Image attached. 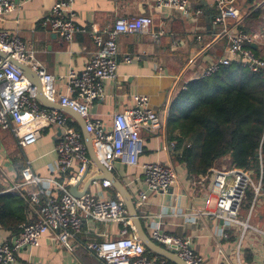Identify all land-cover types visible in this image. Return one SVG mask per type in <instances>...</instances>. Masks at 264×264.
<instances>
[{"label": "crops", "instance_id": "obj_1", "mask_svg": "<svg viewBox=\"0 0 264 264\" xmlns=\"http://www.w3.org/2000/svg\"><path fill=\"white\" fill-rule=\"evenodd\" d=\"M54 1L15 0L17 8L0 20V29L16 32L34 52L38 63L55 77L64 75L69 69L80 71L89 60L94 51L88 33L92 26L103 30L111 27L118 17L139 14L152 18L151 34L119 37L117 76L106 82L104 98L89 106L91 119L108 126L113 114L131 108L133 97L139 95L148 99L150 108L159 116L157 130L141 132L143 146L138 165L154 162L168 165L174 170L176 180L165 193L148 192L146 201L136 207L146 235L151 239L152 228L159 224L162 232L188 239L194 252L203 258V264H264V208H259L264 206V193L260 204L257 199L254 205L251 202L241 208V222L247 221L250 215L251 228L245 231L241 226H228L213 217H195L196 212L213 210L212 204H206V199L212 201L216 195L212 188L214 174L234 167L225 157L218 159L205 175L190 171L183 151L191 143L182 138L176 124H170L172 104L177 95L192 80L200 78L204 68L226 55L228 43L213 25L217 14L215 0H188L193 10L202 11L197 23H191L176 10L155 9V0H72L70 10L74 22L85 32L76 34L70 43L61 40L49 27L42 26ZM233 6L244 17L238 23H229L232 32L242 30L254 35L264 30V0H235ZM253 15L255 22L249 23ZM160 32L162 34L158 35ZM247 46L255 54L262 55L257 45ZM126 57L130 61H126ZM55 93H66L63 81L56 80ZM69 118L84 144L79 123ZM59 134L56 127L46 128L34 145L22 148L9 131L0 129V243L15 237L22 225L35 221L36 207L29 204L28 193L37 187L22 185L21 171L29 167L39 177L52 176L57 160L54 147ZM102 155V150L96 153L100 161ZM139 166H127L118 161L111 172L133 201L142 188L143 175ZM75 169L76 166L68 174L54 178L66 184ZM87 173L86 178L99 175L93 164ZM82 187L83 183L78 190ZM87 193L112 200L119 195L112 186L104 188L102 181L92 183ZM52 194L56 192L53 190ZM123 231L128 236L135 233L131 221L127 226L84 221L72 238V251L66 250L48 233L41 238L37 248H26L17 253L14 264H103L86 250V245L119 238ZM146 256L160 258L148 250Z\"/></svg>", "mask_w": 264, "mask_h": 264}, {"label": "built area", "instance_id": "obj_2", "mask_svg": "<svg viewBox=\"0 0 264 264\" xmlns=\"http://www.w3.org/2000/svg\"><path fill=\"white\" fill-rule=\"evenodd\" d=\"M72 0H55L50 12L43 19L42 26L49 27L58 37L70 43L76 34L85 32L74 22L70 5ZM235 0H215L217 14L213 25L219 35L228 43L226 55L204 68L201 78L217 73L221 68L234 63L254 73L264 71V30L260 34L249 35L242 30L232 32L229 23L242 21L244 14L234 5ZM17 8L15 0H0V20ZM155 9L179 11L191 23H197L201 10H193L188 0H155ZM152 18L144 14L131 17H118L113 25L103 30L92 26L88 31L94 46L89 60L78 71L69 69L64 75L55 77L48 74L35 59L34 52L17 36L16 32L0 29V51L7 58L0 57V129L9 131L17 144L26 148L34 145L44 129L56 127L59 136L54 151L57 155L56 167L52 176L39 177L29 167L21 171L22 185L36 186L28 193L29 204L35 209L36 219L20 227V232L7 242L0 243V264H14L15 255L26 248H37L42 237L51 233L53 240L66 250L72 251V238L79 232L84 221L96 223H120L130 225V218L123 200L118 195L115 200L103 198L93 193L80 197L70 194L69 186L75 184L92 165L81 140V135L71 125V119L64 113L45 109L35 99V88L26 79L22 70L9 59L30 67L41 82L45 97L62 107L76 112L85 123V130L91 138L95 154L103 151L102 163L112 172L115 163L136 167L142 153L143 130L155 131L160 127L159 116L150 106L145 96L135 95L133 106L114 113L110 124L92 120L89 106L104 98L107 81L117 76L118 39L124 35L151 34ZM162 33H158L161 35ZM261 48L262 55L247 45ZM126 61L130 58L126 57ZM65 84V94L55 93V82ZM76 166L75 173L66 184L59 183L54 176L68 174ZM143 179L142 188L134 199L139 208L147 199V193H165L175 183L176 174L172 167L161 163H144L139 166ZM104 188L111 187L102 181ZM215 198L206 199L212 204V211L196 212L195 217L205 215L220 219L228 226H241L243 231L251 228L247 221L239 220V213L247 194H253L252 205L263 194L260 177L253 181L250 172L233 168L230 171H217L212 179ZM56 194H52V191ZM42 197V200H41ZM194 216V215H192ZM264 235V232H262ZM151 239L168 251H174L186 264H203V258L194 252L188 239L178 238L160 230L155 224ZM242 243V241H241ZM240 245H238V248ZM86 250L103 264H167L162 258H148L146 249L134 233L103 242H89ZM223 264H227L224 262Z\"/></svg>", "mask_w": 264, "mask_h": 264}, {"label": "trees", "instance_id": "obj_3", "mask_svg": "<svg viewBox=\"0 0 264 264\" xmlns=\"http://www.w3.org/2000/svg\"><path fill=\"white\" fill-rule=\"evenodd\" d=\"M172 110L170 124L191 143L183 151L190 171L205 175L226 157L231 167L250 172L255 181L260 177L264 193V71L254 73L234 63L192 80ZM252 199L249 192L244 204Z\"/></svg>", "mask_w": 264, "mask_h": 264}, {"label": "water", "instance_id": "obj_4", "mask_svg": "<svg viewBox=\"0 0 264 264\" xmlns=\"http://www.w3.org/2000/svg\"><path fill=\"white\" fill-rule=\"evenodd\" d=\"M0 57L7 58L5 54H3L0 51ZM11 63L15 64L18 68H20L26 77V79L31 83V85L35 88V99L38 101L41 107L45 109H53L60 111L62 113H65L75 121H77L81 127V131L83 134L84 139V145L86 147V151L88 154V157L91 161V163L97 168L99 175L95 177H87L88 169L82 174V176L78 179V181L69 186V192L71 195L75 197H80L87 193V190L89 186L98 181H108L110 185L118 192L119 196L124 202V205L126 207V210L128 212V216L130 218L131 224L133 226V229L135 231V234L138 236L140 241L142 242L143 246L146 250L153 253L154 255L170 262L173 264H186L184 261H182L174 251H168L163 246L158 245L154 241H152L144 232L142 223L140 221V218L138 216L137 209L135 207L134 201L130 197L127 190L117 181V179L114 177V175L111 172H108L103 163L99 160V158L96 156L92 144H91V138L87 134L85 130V123L81 117L74 112L72 109L68 107H62L57 103L50 102L44 95L42 89H41V82L40 79L37 77V75L30 69V67L20 64L19 62L15 61L14 59H9ZM83 183V187L81 191L78 190L79 185Z\"/></svg>", "mask_w": 264, "mask_h": 264}, {"label": "rangeland", "instance_id": "obj_5", "mask_svg": "<svg viewBox=\"0 0 264 264\" xmlns=\"http://www.w3.org/2000/svg\"><path fill=\"white\" fill-rule=\"evenodd\" d=\"M252 179H253V178H252ZM253 181H254V182H256L254 179H253ZM262 198H263L262 196H260V197L258 198V202H257V204H258V203L260 204V202H261ZM259 208H261V209H262V208H264V206H263V207H262V206H260ZM259 210H260V209H259ZM262 210H263V209H262ZM248 224H249V223H248Z\"/></svg>", "mask_w": 264, "mask_h": 264}]
</instances>
